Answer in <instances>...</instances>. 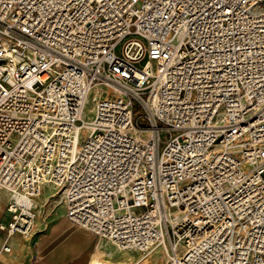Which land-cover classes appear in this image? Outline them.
<instances>
[{"label":"built area","instance_id":"built-area-1","mask_svg":"<svg viewBox=\"0 0 264 264\" xmlns=\"http://www.w3.org/2000/svg\"><path fill=\"white\" fill-rule=\"evenodd\" d=\"M45 186L137 258L264 264V0H0V230Z\"/></svg>","mask_w":264,"mask_h":264},{"label":"rangeland","instance_id":"rangeland-1","mask_svg":"<svg viewBox=\"0 0 264 264\" xmlns=\"http://www.w3.org/2000/svg\"><path fill=\"white\" fill-rule=\"evenodd\" d=\"M92 93L93 92H91V94L89 96V100L86 104L84 114H83V118L86 121H90L94 117L95 106H94V100L91 99ZM58 192L61 193V191H56L53 189L51 191L49 189V187H44L43 193H45L46 195L42 196L44 198V199H42L43 202H38V200H40L41 198L36 199V202H37L38 206L40 207V209H38V211H37V219L35 221V227L32 230V238L36 239V242H38V240L40 239L41 240L40 245H42V242L44 240L47 242L48 240H50L52 238L50 240L49 245H53L55 243L60 242V240H62V238L65 236L63 239H65L66 241H68L70 239L71 241H74L75 243H77L78 246H82V247L86 248L83 250V252H84L83 254H85V255L89 254V259H91L92 253L89 252L90 249H88V248H91V250H94V249L97 250L99 248V244H101V245H107L108 244V246H109L108 248L111 251L118 250L116 247L112 246L110 243H108L102 239H98L96 236H94L87 229L71 225V223H69L68 221H67V223L62 225V227H60V225H57L56 223L58 222L59 218L61 216L62 217L64 216V211H63V207H62V202H63L62 201V193L60 195ZM0 193H1L0 199H1V197L4 198V194L6 192L0 190ZM2 193H4V194H2ZM1 195H3V196H1ZM48 195L51 196V199H49L50 201H48V203H46V199H47L46 196H48ZM1 200L3 201V199H1ZM0 218H1V213H0ZM59 230H62L63 232L59 236H56L58 234ZM54 236H56V237H54ZM30 238L31 237H29V236L26 237V239H30ZM121 252H123L125 254L129 253L130 257L133 256V259H128L126 261L132 262L134 264H136V263L137 264H147V262H149V264H166V258L163 255V248L158 249L155 253H153L149 257H146L144 260H141L142 258H137L138 257L137 252H133V251H130V252L121 251ZM121 252L119 250L115 251L114 256H111V259L121 260L120 259V257H122V255H120ZM39 253L43 254L44 252H43V250H40ZM128 257H125V258H128ZM96 258L102 259L103 257H96Z\"/></svg>","mask_w":264,"mask_h":264},{"label":"crops","instance_id":"crops-1","mask_svg":"<svg viewBox=\"0 0 264 264\" xmlns=\"http://www.w3.org/2000/svg\"><path fill=\"white\" fill-rule=\"evenodd\" d=\"M49 189L52 191L50 187ZM58 193L61 195L60 192ZM44 195L46 194L43 193L38 198L43 199L42 196ZM8 198H9V194L7 195L5 193L4 198L1 197L3 201L0 199V213H1L0 222H5L8 220V215L5 211L6 200ZM46 198L51 199V196L48 195L46 196ZM62 207L64 211L63 202H62ZM64 217L65 215L63 217L61 216L59 218L60 220H58L56 224L62 227L64 223H67L68 219ZM62 232H63L62 230H59L56 236H59ZM63 238L62 240H60V242L55 243L53 245H49L50 240L52 238L47 242L44 240L42 242V245H40L41 244L40 239L38 240V242H36V239L32 237L30 239H26L17 233L7 236L6 231L0 230V247L5 242L8 243L10 246L9 252L0 253V264H88L95 258L96 249L91 250V248H88L90 249L89 252L92 253L91 259H89V254L88 255L83 254L84 253L83 250L86 248L82 246H78L77 243L71 241L70 239L66 241ZM40 250H43L44 253L40 254L39 253ZM33 256H36L37 259H33Z\"/></svg>","mask_w":264,"mask_h":264},{"label":"bare ground","instance_id":"bare-ground-1","mask_svg":"<svg viewBox=\"0 0 264 264\" xmlns=\"http://www.w3.org/2000/svg\"><path fill=\"white\" fill-rule=\"evenodd\" d=\"M8 195V194H7ZM8 197V196H7ZM9 198H10V196H9ZM43 198V197H42ZM44 199V198H43ZM48 201H50L49 199H46V203H48ZM38 202H43L42 201V199L41 200H38ZM65 218V217H64ZM60 220V219H59ZM66 222V221H65ZM65 224V223H64ZM63 224V225H64ZM34 227H35V224H34ZM34 227H33V229H34ZM61 227V226H60ZM66 227V226H65ZM64 228V227H63ZM98 245V244H97ZM109 246H108V244L107 245H101V244H99V248L96 250V252H95V258H96V256H99V257H103V258H105V257H110L111 258V256H114V254H115V251H118V250H115V251H111L109 248H108ZM160 248H163V255L165 256V258H166V264H168V261H169V253L167 252V250H166V248L164 247V246H156V247H154L149 253H148V255H145L141 260H144L146 257H149V256H151L153 253H155L158 249H160ZM120 251V250H119ZM121 252V251H120ZM128 254V255H127ZM127 254H125V253H123V252H121L120 253V255H122V257H120V259L121 260H124V261H126V260H128V259H133V256L132 257H130V255H129V253H127ZM94 255V254H93ZM129 256V257H128ZM125 257H128V258H125ZM93 259L92 261H95V260H97V259ZM137 264V263H136ZM147 264H149V262H147Z\"/></svg>","mask_w":264,"mask_h":264}]
</instances>
